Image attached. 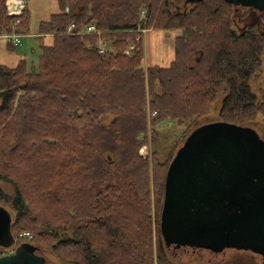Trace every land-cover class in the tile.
Instances as JSON below:
<instances>
[{
    "label": "trees",
    "instance_id": "1",
    "mask_svg": "<svg viewBox=\"0 0 264 264\" xmlns=\"http://www.w3.org/2000/svg\"><path fill=\"white\" fill-rule=\"evenodd\" d=\"M53 1L57 11L38 24L37 63L0 62V182L13 189L0 185L12 220L0 249L27 232L64 264H174L160 211L167 168L182 142L160 159L157 128L168 121L186 136L222 84L220 121L246 125L260 117L264 125V87L259 97L249 85L261 66L264 13L261 30L255 23L238 29L226 0L193 1L182 12L170 0ZM5 4L0 0V52H13L18 47L1 38L14 22ZM240 11L247 20L249 9ZM30 19L26 9L18 25L24 37ZM70 25H93L108 52L99 53L96 34H64ZM142 29L181 32L168 66L144 67ZM147 106L156 112L150 121ZM149 137L154 149L143 158Z\"/></svg>",
    "mask_w": 264,
    "mask_h": 264
},
{
    "label": "water",
    "instance_id": "2",
    "mask_svg": "<svg viewBox=\"0 0 264 264\" xmlns=\"http://www.w3.org/2000/svg\"><path fill=\"white\" fill-rule=\"evenodd\" d=\"M226 1L264 13V0ZM171 159L160 211L166 244L251 249L264 262V140L256 131L225 121L196 126ZM10 224L0 208V245ZM37 250L20 243L0 264H49Z\"/></svg>",
    "mask_w": 264,
    "mask_h": 264
},
{
    "label": "rangeland",
    "instance_id": "3",
    "mask_svg": "<svg viewBox=\"0 0 264 264\" xmlns=\"http://www.w3.org/2000/svg\"><path fill=\"white\" fill-rule=\"evenodd\" d=\"M38 3H27L28 9H31L32 6L34 7L33 13L37 20H46L48 15L52 13L57 8L55 5V1L53 0H37ZM193 1L198 0H170L171 8L173 11L179 10V12L186 11ZM45 5V9L43 10V4ZM142 11L144 14H142ZM258 11L253 10V16L248 15L249 18L247 20L241 19V11L240 6L235 7L234 13V24L238 29H242L251 23H255L258 25L259 29H262V25L259 23L258 20ZM145 11H140V19L141 21L145 22ZM147 31L144 36L143 46H144V66H161L166 67L169 63L173 60L174 57V38L181 34L178 30L173 31H162V30H146ZM144 33V32H143ZM98 37V36H97ZM2 38V37H1ZM3 42L5 39H2ZM6 41V40H5ZM8 42V41H7ZM44 42L49 43L50 39L44 40ZM98 42V41H97ZM22 46L15 49L13 52H6L5 50H1L0 52V62H3L7 66H14L19 59H26L29 65L32 63H37L38 56L40 54L38 40L35 35H27L22 39ZM135 46V45H134ZM134 50V49H133ZM133 53V51H132ZM131 53V54H132ZM128 56V55H127ZM130 56V55H129ZM7 59V61L5 60ZM249 85L251 91L261 96V90L264 87V46L261 53V66L256 71L253 77H250ZM227 86L226 84H222L220 90L217 92L216 97L213 103L210 106L208 114L200 119L196 125L200 126L203 124L213 123L220 121L219 111L222 104L223 99L227 94ZM247 126L253 128L256 133L264 140V125L261 122V118L258 117L254 123H248ZM159 134L161 136H156V141L158 140L159 143L157 144V151L159 152L158 155L160 159H163V156L167 154L168 151L174 148V145L177 142H182L190 133L185 134L182 133L183 129L177 128L170 122L166 121L162 123L158 128ZM149 129V134H150ZM181 144V145H182ZM154 142L151 141V138L148 139V144L142 146V149L146 148V153L152 151L154 149ZM179 148V147H178ZM177 148V149H178ZM141 153V151H139ZM141 155V154H140ZM0 185L5 188L6 193H12L13 189L10 185L0 182ZM0 208H6L4 203L0 202ZM13 218V217H12ZM12 221V220H11ZM10 241V235H6L4 237L3 243L1 245H7ZM168 249L167 246H165ZM40 250L39 254L42 255L49 264H64L60 262L55 256H53L52 252L47 249H43L38 247ZM169 250V249H168ZM174 264H264L262 257L259 254H256L251 249H240L236 247L226 248L223 253H215L214 251L211 252L206 249H200L195 251L194 253H186L182 252L180 255H175L171 253Z\"/></svg>",
    "mask_w": 264,
    "mask_h": 264
},
{
    "label": "built area",
    "instance_id": "4",
    "mask_svg": "<svg viewBox=\"0 0 264 264\" xmlns=\"http://www.w3.org/2000/svg\"><path fill=\"white\" fill-rule=\"evenodd\" d=\"M7 5V16L12 18L14 20L13 22V26H12V31L9 34H5V35H1V37L3 39H5L6 41H8L9 43H11L13 46L15 47H21L22 44V38L24 37L23 35H21V33L18 32V25L20 23V18L23 14V12L25 11L26 8V1L24 0H8L6 2ZM144 13V12H142ZM73 25H70L68 27L67 30V34H71L73 33ZM142 32H145V30H142ZM79 33H83V34H88V33H95V34H100L99 31H96L93 25L88 26L87 28H85L83 31L81 32H77ZM138 41V39H137ZM98 49L100 54L101 53H105V51L109 50V43L105 40L100 39L98 41ZM134 49V44H130L127 49L124 51V54L127 56L131 55L132 51ZM146 111H147V116L148 119L150 117H153L155 115V111H150L149 107H146ZM146 148L145 149H141V155L143 158H150L151 153L148 152L146 153ZM32 238L31 234L24 232L23 234H21L19 236V238H16L13 243L7 247V248H3L0 249V257L1 256H5V255H9L14 253L15 248L17 247V245H19V243L21 241H30Z\"/></svg>",
    "mask_w": 264,
    "mask_h": 264
},
{
    "label": "crops",
    "instance_id": "5",
    "mask_svg": "<svg viewBox=\"0 0 264 264\" xmlns=\"http://www.w3.org/2000/svg\"><path fill=\"white\" fill-rule=\"evenodd\" d=\"M29 2H32V3H38L39 1H37V0H28V3ZM42 3V2H41ZM43 4V3H42ZM45 5L46 4H43V10L46 8L45 7ZM55 5H56V3H55ZM34 7H36V6H32V8L31 9H35ZM56 7H57V5H56ZM55 7V8H56ZM25 9H27V10H29L30 11V13H31V19H30V32H29V34H26L25 36H27V35H37V28H38V24L41 22V21H44V20H37L36 18H35V15H34V13H33V10H31V9H28V6L26 5V8ZM36 10V9H35ZM34 10V11H35ZM57 11V9L56 10H54L52 13H55ZM52 13H50L47 17L49 18V16L52 14ZM47 18V19H48ZM46 19V20H47ZM147 31H145L144 32V36H145V33H146ZM147 34V33H146ZM181 35V34H180ZM177 37V36H176ZM175 37V38H176ZM174 38V39H175ZM46 39H49V37H46L44 40H46ZM145 58V57H144ZM6 61H7V59H5ZM3 63V62H2ZM17 63V62H16ZM4 64V63H3ZM149 66V65H148ZM10 67V66H9ZM145 68H146V66H144Z\"/></svg>",
    "mask_w": 264,
    "mask_h": 264
},
{
    "label": "flooded vegetation",
    "instance_id": "6",
    "mask_svg": "<svg viewBox=\"0 0 264 264\" xmlns=\"http://www.w3.org/2000/svg\"><path fill=\"white\" fill-rule=\"evenodd\" d=\"M249 9V17L250 16H253L254 17V15H253V8H248ZM256 11V10H255ZM248 17V18H249ZM165 242V241H164ZM165 244H166V242H165ZM167 245V247H168V249H169V251H170V253H173L174 254V252H175V255H177L178 256V254L180 255L182 252H188V253H194L195 251H197V250H202V248H190V247H188V246H175V247H172L171 245H168V244H166ZM37 252L39 253L40 252V250H37ZM212 252V251H211Z\"/></svg>",
    "mask_w": 264,
    "mask_h": 264
},
{
    "label": "bare ground",
    "instance_id": "7",
    "mask_svg": "<svg viewBox=\"0 0 264 264\" xmlns=\"http://www.w3.org/2000/svg\"><path fill=\"white\" fill-rule=\"evenodd\" d=\"M8 0H6V2H7ZM24 1H26V5H27V3H28V0H24ZM6 5V4H5ZM6 9H7V5H6ZM5 9V10H6ZM68 10L66 9V12H67ZM143 12V11H142ZM142 14H144V13H142ZM69 27V26H68ZM95 28V27H94ZM85 29V28H84ZM83 29V30H84ZM67 30H68V28L66 29V31L64 32V34H67ZM83 30H79V31H74V29H73V33H71V34H75V35H85V34H83V33H77V32H81V31H83ZM96 30V29H95ZM97 31V30H96ZM89 34V33H88ZM92 34H95V33H92ZM102 32H100V34L98 35V34H96V36H98V41L100 40V39H102V40H105V38L104 37H102ZM105 41H107V40H105ZM97 45H98V42H97ZM97 48H98V46H97ZM106 52H108V51H105V53ZM100 53V52H99ZM125 55V54H124ZM127 57V56H126ZM148 117V116H147ZM153 117H150L149 119H148V121H150L151 119H152ZM141 149H142V147H140ZM141 149H140V151H141ZM141 154V153H140Z\"/></svg>",
    "mask_w": 264,
    "mask_h": 264
}]
</instances>
